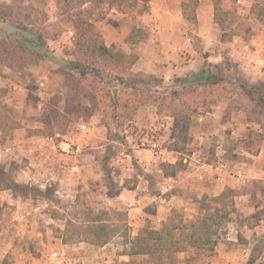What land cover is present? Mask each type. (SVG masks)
Wrapping results in <instances>:
<instances>
[{
    "label": "rangeland",
    "instance_id": "1",
    "mask_svg": "<svg viewBox=\"0 0 264 264\" xmlns=\"http://www.w3.org/2000/svg\"><path fill=\"white\" fill-rule=\"evenodd\" d=\"M72 1L75 4L73 12L89 10L93 13V23L100 33L104 26L117 30L118 35L113 38L112 44H119L120 34L128 32L130 46L126 43L117 45L127 55L139 50L160 24L175 22L187 25V32L181 33V38H186V41L191 39V49L196 47L201 58H211V63L206 62L198 73L206 70L217 72L216 67H219L225 82L217 86H213L214 80L207 84L197 83L192 80L193 74H188L174 79L164 91H158L156 80L147 78L143 81L134 71L129 74L122 68L119 73L126 78V84L116 81V74L111 76L110 73L104 75L102 82L92 84V78L82 81L79 75L66 68L68 62L74 59L77 35L71 19L66 15V7L61 5L63 0H0V36L16 39L19 31L14 27L29 23L33 24V30H41L48 44L42 52L45 58L37 64L16 66L11 61H0V129L4 138L20 133L46 138L47 141L36 144H44V148L48 149L49 154L44 157L50 163V166L44 163V167L39 165V161L33 163L34 160L22 153L14 157L11 155V161L9 158L5 165L0 164V189L11 188L15 196L31 198L40 205L41 215L52 219L51 240H68V243L63 242L66 245L64 250L60 243L53 245V252L64 254L67 259H78L80 264H158L151 256H129L133 240L140 234H132L127 208L116 203L114 195L121 182H126L125 186L129 188L137 181L139 183L142 167L135 157L132 158V166L118 161L122 153L129 156L133 153L132 146L143 150L146 155H157L143 149L139 145L140 139L147 133L161 134L162 126L172 123L177 114H187L190 120H197L196 117L202 115L207 106L198 105L201 113L199 109L197 113L190 112L183 105L186 100L181 96L174 98L171 92L184 94L199 89L205 92V98L215 95L219 99L217 106L225 107L222 121H230V126L234 127L227 129L217 124L216 128L213 125L212 132L223 131L222 139L227 140L223 146L227 149L229 161H234L233 167L246 161L249 182L240 186L231 183L219 196H207L208 200L218 198L223 212L218 234L213 236L219 244L214 251L206 249L197 252L192 263L187 264H218L222 247L234 251L237 261L245 263L253 256L257 264H264V164L254 165L251 155L244 154L254 149L261 140L264 147V130L260 124L248 125L244 114L239 120H232L233 113L239 112L235 107L242 99L236 91L242 82L264 89V0H222L218 10L212 0L203 3L194 0H150V9L143 14H139L144 11L142 5L129 11L123 2L121 11H118L115 8L108 10V5L103 4L102 12H99L95 1ZM184 2L186 5L183 7L181 3ZM83 3L85 6L82 8ZM200 5L204 12L201 23L197 17ZM20 13L25 18L23 21L19 18ZM104 14L106 17L102 18ZM4 17L8 22L2 21ZM198 35H205L209 42L212 40L209 51H200ZM102 38L104 40L103 35ZM127 47L133 49L131 53ZM256 49H261V53H257ZM138 50L135 54L139 55ZM185 53L192 58L193 52L184 50ZM256 119L264 126V116ZM22 129L26 133L20 132ZM232 129H237L234 136ZM175 136V146L180 150L187 149L188 141L193 139V134L188 135L187 131L184 135L178 129ZM158 139L161 138L158 136ZM217 140V136L213 137L205 149L209 159L215 158ZM3 142L8 143L7 140H0L1 144ZM68 146L69 151L66 149ZM26 151L27 145L22 149V152ZM37 153L39 157L40 152ZM83 162L89 166L86 179L77 176L78 171L72 169L75 164ZM20 169H31L35 173L34 178L17 185L15 181ZM200 203L195 208L191 206L189 212H180L185 235L191 233L189 226L192 220L202 217ZM2 213L0 208V217ZM186 214L193 218L186 219ZM94 220L114 231L106 245L98 247L80 242L86 238L83 233L79 239L68 238L83 232ZM186 257V253L178 256L182 264H185Z\"/></svg>",
    "mask_w": 264,
    "mask_h": 264
},
{
    "label": "crops",
    "instance_id": "2",
    "mask_svg": "<svg viewBox=\"0 0 264 264\" xmlns=\"http://www.w3.org/2000/svg\"><path fill=\"white\" fill-rule=\"evenodd\" d=\"M206 1L201 0L199 3ZM181 5L183 6L182 3ZM203 14L200 5L197 10L199 23L203 21ZM186 27L187 25L181 26V24L175 22L160 24L157 30H154L155 33L150 35V39L140 45V51L137 49L140 54L137 62L132 67V71L159 79L162 84L157 87V90L163 91L168 88L167 85H170L174 79L200 72L205 67L206 62L211 63V58H201L196 47L191 49V44H189L191 39L187 42L186 38H181V33L186 34L187 32ZM116 31L111 26L102 28L101 33L108 47L114 45L112 40L113 38L116 39L118 35ZM129 35L128 32L124 35L120 34L119 44L126 43L125 41ZM197 37L201 41L200 51H209V48L212 47L209 43H212V40L207 41L205 35H198ZM126 46H130V44L126 43ZM260 46H262L261 42ZM128 50L131 53L133 49L129 47ZM137 50H135L136 53ZM184 50L193 52L192 58H189L186 53L183 54ZM261 51V49H256L259 54ZM224 110L225 107L217 106V104L212 105L210 110L204 113H201V109H199V113L202 115H198L197 120L195 118L190 120L188 124V135L193 134V139L188 141L187 149H182L183 151L180 150V147L177 149L175 146L176 136L174 137L173 120L167 126L163 125L162 133L159 134L158 132L156 135L160 145V152L157 155L154 153L146 155L143 150L132 146L134 151L130 156L124 153V157H120L118 162L128 163L129 166H132L131 161L135 157L139 159L138 163L142 167V174L139 175L140 182L137 181L130 188L125 186L126 182H121L118 192L114 195L116 203L127 208L128 222L132 234H142L147 226L159 230L169 221L174 211L189 212L191 206L197 207L198 202L207 198V196L213 195L216 197L222 194L223 190L231 183L240 186L249 182L246 161H243L241 166L235 165L233 167L232 163L234 161H229L230 157L224 147L227 140L222 139L224 138L223 131L212 132L214 130L213 125L216 128L217 124L223 128L227 127V129L234 127V125L230 126V121H222ZM242 114L246 116L245 113L238 112L237 114V112H234L232 120H239L244 117ZM246 121L249 125L250 122H248L247 117ZM236 130L232 129V136L236 135ZM20 132L26 133V130L22 129ZM20 132L18 131V133ZM158 136L161 139H158ZM215 136L218 137V147L215 158L209 159L205 149ZM40 138L24 133L4 138L1 130L0 140H7L8 143H0V164L5 165L9 158L10 161L13 159L11 155L14 157L15 154L22 153L24 157L34 160L33 163L39 161L41 166L45 167L44 163L50 166V163H47L48 158L44 157L47 155L48 149L44 148V144H36L38 141L47 140L43 137ZM26 145L27 151L24 153L22 149L26 148ZM38 151L40 152L39 157L36 156ZM185 151H187L186 154L183 153ZM244 154L251 155L254 165L264 164L263 145L260 153L256 156L252 155L250 151H246ZM166 164L180 165L176 176L172 177L165 174L164 165ZM88 167L83 162L75 164L72 169L78 171L77 176L86 179L88 177ZM67 170H69V167ZM121 171H123L122 168ZM37 172L40 173L39 170ZM125 175L130 177L127 173ZM34 176L35 173L31 169H20L15 183L17 185L28 183ZM125 198L128 201L123 202ZM35 203L31 198L20 195L15 196L11 188L0 189V208L3 209L0 217V264H51L49 256L50 252L54 251L53 245L57 246L60 243L62 250L65 249L66 245H63L62 240L53 238L55 243L54 240H51L50 222H52V219L45 214L42 216L40 205ZM193 212L194 209L192 214ZM186 215V219L193 218L191 215ZM234 255V251L225 247L220 248V262L218 264H249L247 259L244 260L245 263L235 260ZM254 264H257V262Z\"/></svg>",
    "mask_w": 264,
    "mask_h": 264
},
{
    "label": "trees",
    "instance_id": "3",
    "mask_svg": "<svg viewBox=\"0 0 264 264\" xmlns=\"http://www.w3.org/2000/svg\"><path fill=\"white\" fill-rule=\"evenodd\" d=\"M94 1L97 3L96 9L99 12H102L103 4L108 5V10L115 8L121 11L122 6L120 5H122L123 2L126 3L129 11L142 5L144 11H140L139 14H143L150 9V0H89L86 2L93 3ZM194 1L199 3L201 0ZM212 1L215 3L216 10H218L222 0ZM61 5L62 7H66V15L71 19L77 35L74 43V59L68 62L66 68L79 75L82 81H87L92 78V84L99 81L102 82L104 75L108 73H110L111 76L116 74L115 80L126 84V78L120 75L119 70L122 68L125 72H129V74L130 72L134 73L132 72V67L137 62L139 55L135 54V51L131 53L134 56L131 54V56L127 55L120 51L116 44L108 47L104 43L102 34L96 29L93 23V13L89 10L85 12H73L75 4H73L72 0H63V4ZM185 5L184 2L183 7ZM84 6L85 3H83L81 7L83 8ZM96 9L94 10L96 11ZM125 12L124 10L123 13ZM31 14L32 13L28 14V18L31 17ZM105 17L106 14L102 16V18ZM19 18H21L22 21L25 19L22 13L19 14ZM2 21H7L6 17H4ZM14 28L19 31L18 34L15 35L16 39L13 37L6 38L3 35L0 36V61H11L12 63L14 62L12 65L19 64L18 66H25L28 64H37L44 59L45 57L42 52L45 47L48 48V44H46L47 41L45 38L43 39L41 30H33V24L29 23H25L22 26L17 25V27ZM125 42L130 44L128 38ZM29 57L33 59L31 60ZM125 62H127L126 65ZM216 69L217 72L213 73L209 70L195 73L193 74L192 80L204 84L214 80L212 84L213 86H217L220 82H225V79L224 75H221L222 70L219 67H216ZM206 73L208 75H206ZM136 74L139 75L143 81L148 78V80H156L157 86H161L162 84L161 81L154 76H148L143 73ZM143 81L142 83H144ZM133 85L135 84L133 83ZM236 92H238L242 100L237 103L235 110L245 113L248 122L260 124L264 130V126L261 124L262 122L256 119L259 116H264V89L250 82H242ZM171 95H173L174 98L178 96H181V98L183 97L182 99L186 100V102H183V105L188 107L190 112L192 110L194 113L198 112V105L200 104H202L203 107L207 106L204 110V112H207L210 110L208 106L211 107L219 102V99L215 95H210L209 98H205V92L202 93L199 89H192L186 93L184 92V94H179L174 91L171 92ZM190 119L191 118L189 115L187 116V114H180V116L177 114V116H174V137L177 129L181 130L184 135L187 134ZM182 124L184 127H182ZM262 143V140L258 142L254 149L250 150V153L254 156L258 155ZM179 167L180 165L166 164L164 165V172L167 176L173 177L176 176ZM201 212V219L193 220L190 223L189 230L191 233L187 235L184 234L183 215L177 211L171 214L169 221L165 223L161 229L156 230L151 226H147L142 231V234L133 240L132 252L129 256L131 258L134 256H151L158 264H182L178 256L186 253L188 257H186L184 261L185 264H187L192 263L191 260H194L197 252L206 251V249L214 251L219 241L213 236L218 234L223 219V212L218 198L210 200L204 198L201 201ZM81 233L86 235V238L84 240H79L80 242L102 247L110 241L114 231L110 230L109 226L101 224L98 220H94L92 224H89L87 228L83 229V232L74 234V236L68 238L74 240V238L78 237L79 239L80 235H82ZM63 242L68 243V240L63 238ZM255 262V259L251 256L248 263L254 264Z\"/></svg>",
    "mask_w": 264,
    "mask_h": 264
},
{
    "label": "built area",
    "instance_id": "4",
    "mask_svg": "<svg viewBox=\"0 0 264 264\" xmlns=\"http://www.w3.org/2000/svg\"><path fill=\"white\" fill-rule=\"evenodd\" d=\"M139 145L145 149V150H150L152 152H155V153H159L160 152V145L156 139V135H152L150 133H147L145 134L141 139H140V143ZM70 149V146H68V148ZM64 151H67L65 149H63ZM124 153L121 154V157H124L123 156ZM50 261H51V264H80V260L78 259H67L65 257L64 254H61V253H57V252H52L50 254Z\"/></svg>",
    "mask_w": 264,
    "mask_h": 264
}]
</instances>
